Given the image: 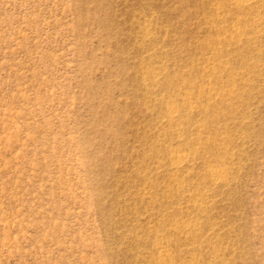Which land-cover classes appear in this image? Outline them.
<instances>
[{"label":"rangeland","instance_id":"1","mask_svg":"<svg viewBox=\"0 0 264 264\" xmlns=\"http://www.w3.org/2000/svg\"><path fill=\"white\" fill-rule=\"evenodd\" d=\"M0 264H264V0H0Z\"/></svg>","mask_w":264,"mask_h":264}]
</instances>
